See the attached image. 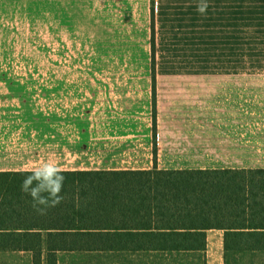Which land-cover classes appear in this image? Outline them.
I'll return each mask as SVG.
<instances>
[{
    "label": "crops",
    "instance_id": "obj_1",
    "mask_svg": "<svg viewBox=\"0 0 264 264\" xmlns=\"http://www.w3.org/2000/svg\"><path fill=\"white\" fill-rule=\"evenodd\" d=\"M197 3L0 0V21L41 23L43 62L56 75L0 77V172H29L48 158L63 172L155 162L160 170L264 169V0H208L203 15ZM213 232L225 252V232L209 230L208 239ZM0 264H33V256L0 251Z\"/></svg>",
    "mask_w": 264,
    "mask_h": 264
},
{
    "label": "trees",
    "instance_id": "obj_2",
    "mask_svg": "<svg viewBox=\"0 0 264 264\" xmlns=\"http://www.w3.org/2000/svg\"><path fill=\"white\" fill-rule=\"evenodd\" d=\"M156 79L155 5H152ZM154 155L158 154L156 85ZM29 172H0V251L58 264L61 252L181 254L207 251L209 230L225 252L264 251V169L75 171L64 200L37 214L20 186Z\"/></svg>",
    "mask_w": 264,
    "mask_h": 264
},
{
    "label": "rangeland",
    "instance_id": "obj_3",
    "mask_svg": "<svg viewBox=\"0 0 264 264\" xmlns=\"http://www.w3.org/2000/svg\"><path fill=\"white\" fill-rule=\"evenodd\" d=\"M40 24L31 23L29 28L22 29L9 19L0 21V77H56L53 64L43 62L42 51L47 46L43 41L48 33ZM62 49L66 50L65 46ZM49 52L54 60V42ZM66 58H69V53L64 54L62 60L66 61ZM152 58L153 76V51ZM215 233H211L204 253L64 252L58 256V264H264V251L224 252L220 234Z\"/></svg>",
    "mask_w": 264,
    "mask_h": 264
},
{
    "label": "clouds",
    "instance_id": "obj_4",
    "mask_svg": "<svg viewBox=\"0 0 264 264\" xmlns=\"http://www.w3.org/2000/svg\"><path fill=\"white\" fill-rule=\"evenodd\" d=\"M209 7L208 0H198L197 11L204 14ZM66 177L63 169L54 159L48 158L30 169L21 183L20 190L31 198V206L39 215L47 212L62 203L61 195Z\"/></svg>",
    "mask_w": 264,
    "mask_h": 264
}]
</instances>
